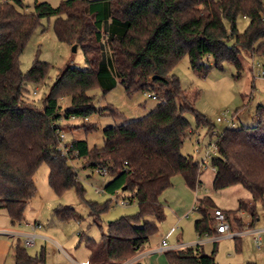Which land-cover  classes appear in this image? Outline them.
<instances>
[{
    "label": "trees",
    "instance_id": "obj_1",
    "mask_svg": "<svg viewBox=\"0 0 264 264\" xmlns=\"http://www.w3.org/2000/svg\"><path fill=\"white\" fill-rule=\"evenodd\" d=\"M27 9L23 0H0V211L12 223L25 220V209L36 192L35 171L46 162L54 193L74 189L91 223L100 227L101 215L112 200L85 199L70 161L81 158L84 167H106L113 176L105 191L114 195L124 187L131 193L128 199H136L138 211L109 222L108 231L98 240L86 238L85 246L92 264L124 261L143 248L157 230L155 222L165 218L159 197L171 186L172 177L181 174L190 188L201 183L203 163L181 152L185 138L194 131L186 113L193 112L196 127L212 124L193 107L172 73L174 65L187 55L193 70L206 73L212 66L222 68L225 61L241 68V54L264 58V0H61L56 6L35 0ZM50 16L55 17L57 38L81 47L86 68L61 67L38 106L25 95V84L41 81L48 63L35 60L24 74L17 58L39 20ZM239 16L248 19L242 32L237 30ZM117 83L128 93L141 90L153 95L158 104L141 118L103 128L101 148H90L86 139H73L62 153L59 121L100 111L91 91L106 92ZM64 97L69 98L65 107ZM254 117L252 126H227L218 133V154L212 163L214 188L242 184L250 199H240L235 212L246 211L255 219L257 205L264 210V103L257 104ZM212 207L210 197L196 198L195 210L201 214L194 221L198 236L215 233ZM53 214L62 220L82 218L61 204ZM78 235L83 237V231ZM214 253L190 247L164 252L169 264H218ZM42 260V254H29L21 242L14 244V264Z\"/></svg>",
    "mask_w": 264,
    "mask_h": 264
},
{
    "label": "rangeland",
    "instance_id": "obj_2",
    "mask_svg": "<svg viewBox=\"0 0 264 264\" xmlns=\"http://www.w3.org/2000/svg\"><path fill=\"white\" fill-rule=\"evenodd\" d=\"M48 1L52 5H58L61 0H37ZM35 0H23L27 10H31ZM55 17H42L39 23L31 32L23 49L20 51L17 61L22 73L26 74L35 60L48 63V70L44 78L39 82H27L25 84V95L41 106L45 94L53 84L58 70L65 65H75L79 68H86L84 54L81 47L76 50L72 45L57 38L53 24ZM238 32L244 31L248 25V19L239 16L237 18ZM232 43V39L227 41ZM211 63V59L208 60ZM241 68H237L231 62H223L222 68L212 66L206 73L193 70L189 65L187 55H183L174 65L172 73L178 77L181 87L189 95L193 107L204 115L212 124V127H196V118L193 112H187L186 117L190 121L193 133L188 135L182 146L181 152L191 156L192 159L200 164L204 161L202 171L199 175L201 181L196 188L186 185L181 174L172 177V185L166 188L161 196L164 202L165 218L160 222H155L157 230L149 237L143 246V250L153 249L158 246L162 237L174 223L178 212L188 209V215L181 225V230H177L168 244L176 241L190 243L198 241L199 238L194 230V220L201 214L193 209L194 201L197 197L208 196L211 198L215 207L210 209L215 229L214 209L219 208L224 213H229L228 222L231 229L244 230L264 227V210L260 204L257 205V219L246 212H235L240 199L249 200V191L240 183L214 188L213 178L215 169L213 167V155L205 159V145L209 142L213 131L220 133L227 123L217 121L216 118L222 112L228 111L229 116H234L235 126H252L256 120L254 110L257 104L264 103V77L259 75V71L264 68V58L250 57L241 54ZM94 96V104L100 111H96L87 118L71 117L61 119L59 122L60 130L63 134V141L68 143L73 139H86L90 148H101L104 144L102 129L106 126L120 124L125 121L135 120L148 114L158 104V99L148 96L147 92L136 90L131 93L126 92L122 84L117 83L112 89L103 92L99 88L91 91ZM195 95V96H194ZM69 104V98H62V105ZM111 110L114 113H111ZM87 126H94V129L86 130ZM197 134L201 139V144L196 141ZM70 164L77 173V178L84 188V198L91 201L103 203L109 199L107 210L101 215L100 227L91 223L87 215V208L83 200L75 193L74 189H68L61 195H57L48 184V165L42 162L36 169L34 180L36 192L29 201L25 209V221L16 224V228H27L28 224L38 221L41 228L37 232H46L45 240L36 238L34 245L25 246L31 255L42 254L40 264H71L67 260L66 254L59 247L70 254L77 264L89 263V251L85 246L86 238L98 240L101 233L108 231V224L121 216L133 215L138 211L136 199L127 205L119 204L123 198H129L131 193L122 190L117 194L111 195L104 191L99 194L96 187L104 188V185L112 178L113 173H97L94 168L84 167V160L76 158ZM68 205L81 215L80 221L76 219L62 220L53 214V209L58 205ZM0 219H6L4 212L0 214ZM226 215V213H225ZM234 216L237 219H234ZM239 217V218H238ZM147 221H154L147 217ZM243 227H239L240 223ZM83 231V237H79L78 232ZM216 232V230H215ZM238 238L239 246L236 247L234 236L223 235L216 239L204 236L203 250L205 254H211L215 250L214 258L218 264H247L248 261L264 264V230L260 232V241L257 246L254 234L247 231L241 233ZM256 236V235H255ZM54 238L59 244H56ZM21 242L24 240L20 236ZM153 259L160 256L162 264H169L164 253H150Z\"/></svg>",
    "mask_w": 264,
    "mask_h": 264
},
{
    "label": "crops",
    "instance_id": "obj_3",
    "mask_svg": "<svg viewBox=\"0 0 264 264\" xmlns=\"http://www.w3.org/2000/svg\"><path fill=\"white\" fill-rule=\"evenodd\" d=\"M162 193H161V195L159 197V200L164 205V202L161 200L162 199L161 198ZM195 201H194V204H193L194 205L193 209H195ZM188 209L189 208H185V209H182L180 212H178L179 214H177L174 223H172L171 226L169 227V229L166 231V233L162 237V239H161V241H160V243L158 244L157 247H155L153 249H149L148 248L146 250H143V248H142L135 255H133L132 257L127 259L129 264H137V263H139V264H162V262L160 261L161 260L160 256L158 258H156V259H153L151 256H148V255L150 253H159V254H161V253H164L166 250H185L186 248L190 247V248L197 249L198 251L204 253V250H203V239H201L204 236H198L197 235L199 240L198 241H193V242H190V243H184V242H181V241L177 240L176 243L170 245L167 242L168 239H170L172 237V235H174V233L177 230H179V229L181 230V227H182L181 225L185 221V216L188 215ZM1 212L5 213V215L8 218V220L0 219V264H14V244H16L18 241L21 242L20 236H23L25 238V236L27 234H29L31 232V230H30L29 224H28V227L26 229L25 228H16V227H14L16 224H20V223H12L10 218L6 214V212L4 210H1L0 214H1ZM0 217H2V216L0 215ZM256 219H257V217H256ZM262 228H252V229H246V230H244V228L242 230H235V229H231L230 228L229 229L230 235H228L227 233H217V232H215L213 235H208V237H210L211 239L215 238L214 243L217 242L216 239L218 237H221L223 235H227V236H232L233 235L234 238L235 237L239 238L240 237L239 235L241 233H244V232H247V231L253 233L254 237H255V235L257 234V231L262 229ZM36 234H37L36 238L39 237V239H41V240H45L46 239L45 236H44L46 234V232H43V231L37 232V230H36ZM36 238H35V240H36ZM163 239L166 241V247L164 249L160 250L161 242H162ZM50 240H55L56 244H59L58 241L56 239H54V238H51ZM34 243H35V241H34ZM21 244L24 245L23 241L21 242ZM59 247L66 254V257H67L68 261H71V262L75 261L74 259H72L73 257L70 254H68L62 248V246L59 245ZM74 263L77 264V262H74ZM80 264H84V263H80ZM88 264H92V263H90V261H89ZM96 264H99V263H96ZM106 264H108V263H106Z\"/></svg>",
    "mask_w": 264,
    "mask_h": 264
},
{
    "label": "built area",
    "instance_id": "obj_4",
    "mask_svg": "<svg viewBox=\"0 0 264 264\" xmlns=\"http://www.w3.org/2000/svg\"><path fill=\"white\" fill-rule=\"evenodd\" d=\"M259 75L264 77V68H262L260 71H259ZM148 96H152L154 97L153 95H150L148 94ZM217 121L221 122V121H225L227 123V126L228 127H233L235 126V121H234V116L231 115L229 116V113L228 111H224L221 113V115H219L217 118H216ZM62 131L60 130V141H59V149L61 150L62 153H65L66 150H67V144L68 143H65L63 141V134L61 133ZM218 133H216L215 131H213L210 135V139H209V142L205 145V153H204V156H205V159L213 156V155H217L218 154V148H217V140H218ZM196 141L198 144H201V139L199 138L198 134H197V137H196ZM204 164V161L202 162ZM95 171L97 173H101V174H105L108 172V169L106 167H103V168H98V169H95ZM96 192H98L99 194L103 193L105 191L104 188H99V187H96ZM131 202V200H129L128 198H123L119 201V204L121 205H127ZM214 218H215V221H216V224H215V230L217 233H227L228 235H230V232H229V229H230V225H229V222H228V219L225 215V213L219 209V208H215L214 209V214H213ZM29 227H30V230L31 232L29 234H27L23 240V243L25 246H32L34 245V241H35V238L37 236L36 234V230L38 228H41V224L37 221H34L33 223H30L29 224ZM264 230V227L260 230L257 231V234L256 236L254 237V240L258 245L259 241H260V232ZM166 247V241L163 239L162 242H161V246H160V250L164 249ZM126 261V262H125ZM71 264H76L74 263L73 261L71 262ZM108 264H129V262L126 260L124 261H120V262H113V263H108Z\"/></svg>",
    "mask_w": 264,
    "mask_h": 264
},
{
    "label": "water",
    "instance_id": "obj_5",
    "mask_svg": "<svg viewBox=\"0 0 264 264\" xmlns=\"http://www.w3.org/2000/svg\"><path fill=\"white\" fill-rule=\"evenodd\" d=\"M76 48H77V44H73V45H72V49H73V50H76ZM158 77H159L158 75H153V76H152L153 79H154V78H158ZM122 189L124 190L125 188L123 187ZM137 264H139V263H137Z\"/></svg>",
    "mask_w": 264,
    "mask_h": 264
}]
</instances>
